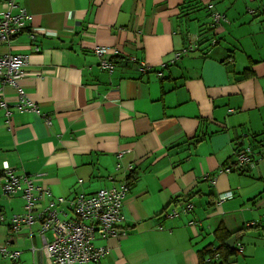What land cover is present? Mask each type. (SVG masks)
<instances>
[{
    "label": "crops",
    "instance_id": "0c3cea01",
    "mask_svg": "<svg viewBox=\"0 0 264 264\" xmlns=\"http://www.w3.org/2000/svg\"><path fill=\"white\" fill-rule=\"evenodd\" d=\"M14 1L26 25L48 35L33 41L38 53L24 32L0 54L29 57L19 85L51 120L17 111L6 88L0 170L6 162L50 192L36 209L131 177L126 234L94 242L110 251L98 264H202L207 250L222 254L213 264H264V0ZM208 5L226 21L211 27ZM195 38L198 50L174 61ZM96 47L106 48L111 72ZM241 145L261 159L245 172H220ZM1 185L0 175V245L20 256L0 264H49L51 233L42 239L38 223L14 233L9 220L24 202L4 197ZM226 193L232 198L218 204ZM172 210L179 215L167 218Z\"/></svg>",
    "mask_w": 264,
    "mask_h": 264
},
{
    "label": "built area",
    "instance_id": "2783aa9c",
    "mask_svg": "<svg viewBox=\"0 0 264 264\" xmlns=\"http://www.w3.org/2000/svg\"><path fill=\"white\" fill-rule=\"evenodd\" d=\"M210 11V26L216 27L226 21L224 16L213 10L211 5L207 6ZM252 13V12H250ZM30 17L25 8L19 6L14 0H7L0 12V44H9L12 38L27 32L32 50L38 53V46L33 44L37 35L47 36L44 29L32 28L26 23ZM216 44V40L210 41V46ZM199 39H190L188 44L180 51L175 52L174 61L188 56L198 50ZM107 50L104 47H96L94 54L100 57V67L111 72L114 65L104 56ZM27 55H13L10 53L0 54V111L6 116L10 114V106L6 97V88L15 91V105L19 112H33L50 125V117L41 114L19 85V80L24 76V68L28 64ZM140 72L145 73L148 68L141 63ZM159 77H161L159 75ZM234 163L223 168L220 172L230 173L233 170L245 172L256 164L261 158L255 157L249 146H239L233 153ZM131 171V167L128 168ZM2 177L1 192L6 198L19 196L23 200V213L13 215L9 220V227L14 233L21 230L23 226L39 224L38 234L44 239L46 233H51L49 242L44 241V252L49 264H98L108 254L107 247L95 246L96 240H108L118 238L126 234L120 227L125 221L123 205L130 190L129 182L123 181L118 186H112L84 196L79 195L73 200L67 201L62 197H55L36 209L43 197L51 196L50 192L42 186L36 185L32 178L26 175H17L9 165L4 162L1 166ZM230 193L221 194L218 204L231 199ZM66 205V208H63ZM193 209L192 204H185L181 212L186 214ZM178 211L172 210L166 213L167 218H175ZM3 217L0 213V221ZM250 223L246 227H253ZM243 249L240 243L236 244V251ZM20 256L18 251H9L4 245H0V258L16 261ZM221 259L216 250L202 256V264H213Z\"/></svg>",
    "mask_w": 264,
    "mask_h": 264
},
{
    "label": "trees",
    "instance_id": "16d2710c",
    "mask_svg": "<svg viewBox=\"0 0 264 264\" xmlns=\"http://www.w3.org/2000/svg\"><path fill=\"white\" fill-rule=\"evenodd\" d=\"M206 40H207V42L210 41V39H209V40L206 39ZM199 42H200V41H199ZM243 75H244V77H245V76H246V77H247V76L249 77V76H251V72H250V71H245V72L243 73ZM128 180H132L131 177H128V178H127V181H128ZM128 182H129V181H128ZM219 231H220V230H219ZM216 251L220 254V257H222V254L219 252V250H216ZM211 252H212V250H207L204 254H206V253H207V254H210ZM226 252H227V255H230V254H232V253H236L235 249H233V250H227ZM227 255H226V256H227Z\"/></svg>",
    "mask_w": 264,
    "mask_h": 264
},
{
    "label": "water",
    "instance_id": "95a60500",
    "mask_svg": "<svg viewBox=\"0 0 264 264\" xmlns=\"http://www.w3.org/2000/svg\"><path fill=\"white\" fill-rule=\"evenodd\" d=\"M227 246H229L230 248H233V246H234V239L228 240Z\"/></svg>",
    "mask_w": 264,
    "mask_h": 264
}]
</instances>
